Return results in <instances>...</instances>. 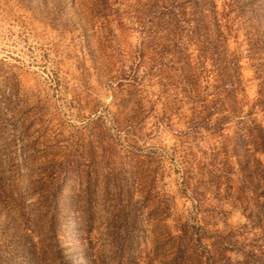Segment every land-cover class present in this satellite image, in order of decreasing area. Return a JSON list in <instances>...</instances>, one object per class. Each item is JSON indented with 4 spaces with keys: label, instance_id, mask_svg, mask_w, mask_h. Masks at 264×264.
Wrapping results in <instances>:
<instances>
[{
    "label": "rangeland",
    "instance_id": "374dc122",
    "mask_svg": "<svg viewBox=\"0 0 264 264\" xmlns=\"http://www.w3.org/2000/svg\"><path fill=\"white\" fill-rule=\"evenodd\" d=\"M0 264H264V0H0Z\"/></svg>",
    "mask_w": 264,
    "mask_h": 264
}]
</instances>
